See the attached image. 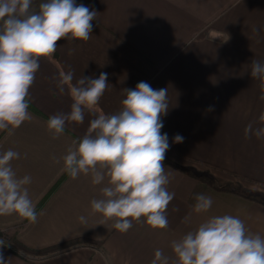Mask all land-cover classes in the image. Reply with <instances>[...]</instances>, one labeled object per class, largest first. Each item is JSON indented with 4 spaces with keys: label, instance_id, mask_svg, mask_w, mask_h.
<instances>
[{
    "label": "crops",
    "instance_id": "0c3cea01",
    "mask_svg": "<svg viewBox=\"0 0 264 264\" xmlns=\"http://www.w3.org/2000/svg\"><path fill=\"white\" fill-rule=\"evenodd\" d=\"M40 2L33 0L34 10ZM76 2L97 12L91 39L61 40L51 59L40 58L30 88L33 119L13 135L0 131V151L20 153L13 168L19 177H32L27 187L39 206L36 223L15 214L0 216V230L11 234L18 228L16 238L30 249H0L8 264H151L156 249L174 257L173 240L223 214L238 216L252 233L264 236V140L244 135L264 111L259 81L249 74L252 59L264 61V0ZM68 70L73 82L82 75L108 74L98 108L109 115L121 109L125 88L144 81L168 89L161 132L171 145L164 163L175 196L166 211L167 229L133 222L121 233L91 209L107 181L94 185L90 175L72 179L63 171L67 148L96 118L85 111L82 124L66 122L64 134L52 139L48 118L70 112L73 103L67 89L53 95L58 74ZM177 134L182 143L172 142ZM197 194L212 198L208 212L193 211ZM71 240L79 241L49 249Z\"/></svg>",
    "mask_w": 264,
    "mask_h": 264
},
{
    "label": "clouds",
    "instance_id": "9594fccd",
    "mask_svg": "<svg viewBox=\"0 0 264 264\" xmlns=\"http://www.w3.org/2000/svg\"><path fill=\"white\" fill-rule=\"evenodd\" d=\"M96 17L94 9L76 0H41L38 10H34L33 0H0V131L13 135L33 119L30 88L40 58L51 59L61 40H90ZM72 52L74 49L69 50ZM249 74L259 81V100L264 102V61L252 59ZM73 81L72 70L61 71L56 78L58 93L53 95L67 89L73 103L70 112L48 118L52 139L64 134L66 122L82 124L85 111L96 118L86 134L67 148L63 171L72 179L90 175L94 185L107 181L101 198L91 200V209L112 220L121 233L130 230L133 222L146 223L153 230L167 229L166 211L175 196L168 190L171 173L164 163L171 145L167 133L161 132L162 117L169 109L168 89H154L144 81L135 89L125 88L121 109L109 115L98 108L109 86L107 73L101 72L98 78L82 75ZM244 135L264 140V111L258 121L245 127ZM183 141L177 134L172 142ZM18 159V151H0V216L15 214L36 223L39 214L27 187L32 177L17 175L12 162ZM53 160L60 163L56 157ZM195 201L196 213L208 212L213 204L204 194H197ZM78 219L86 222L84 216ZM3 247L0 240V249ZM170 247L174 257L156 249L151 264H264V236L252 233L241 218L230 214L211 216L173 240ZM0 264H8L2 251Z\"/></svg>",
    "mask_w": 264,
    "mask_h": 264
},
{
    "label": "trees",
    "instance_id": "16d2710c",
    "mask_svg": "<svg viewBox=\"0 0 264 264\" xmlns=\"http://www.w3.org/2000/svg\"><path fill=\"white\" fill-rule=\"evenodd\" d=\"M56 186H54L55 188ZM53 188V189H54ZM52 189V190H53ZM51 190V191H52ZM51 191L46 195V197L42 200L41 203H43V201L47 198V196L51 193ZM39 207V206H38ZM37 208H35V210L37 211ZM18 228H16L15 231H13L11 234H5L2 230H0V240H2L4 242V247L6 249H8L9 251L13 252V253H18L20 250H25V251H29L30 249L27 248L26 246H24L15 236L16 234V231H17ZM79 240H71V241H67V242H63L57 246H53L52 248H49V249H54V248H57V247H63V246H66L68 244H71V243H75ZM48 249V248H47Z\"/></svg>",
    "mask_w": 264,
    "mask_h": 264
},
{
    "label": "rangeland",
    "instance_id": "374dc122",
    "mask_svg": "<svg viewBox=\"0 0 264 264\" xmlns=\"http://www.w3.org/2000/svg\"><path fill=\"white\" fill-rule=\"evenodd\" d=\"M4 232V231H3ZM5 234H7L6 232H4ZM9 235V234H8ZM5 248V247H4ZM8 250V249H7ZM49 249H44V251H47ZM20 252H28V251H25V250H20Z\"/></svg>",
    "mask_w": 264,
    "mask_h": 264
}]
</instances>
